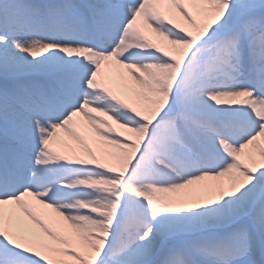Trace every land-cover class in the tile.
I'll return each instance as SVG.
<instances>
[{"label":"snow or ice","instance_id":"1","mask_svg":"<svg viewBox=\"0 0 264 264\" xmlns=\"http://www.w3.org/2000/svg\"><path fill=\"white\" fill-rule=\"evenodd\" d=\"M0 264H264V0H0Z\"/></svg>","mask_w":264,"mask_h":264},{"label":"rangeland","instance_id":"2","mask_svg":"<svg viewBox=\"0 0 264 264\" xmlns=\"http://www.w3.org/2000/svg\"><path fill=\"white\" fill-rule=\"evenodd\" d=\"M116 91H117L118 93H120V94H123L122 91H121V89H120L119 87L116 88Z\"/></svg>","mask_w":264,"mask_h":264}]
</instances>
